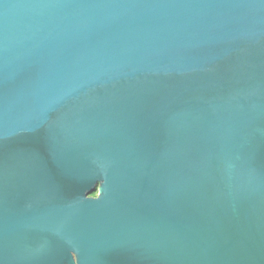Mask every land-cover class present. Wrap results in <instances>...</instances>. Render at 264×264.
<instances>
[{
    "label": "water",
    "instance_id": "obj_1",
    "mask_svg": "<svg viewBox=\"0 0 264 264\" xmlns=\"http://www.w3.org/2000/svg\"><path fill=\"white\" fill-rule=\"evenodd\" d=\"M0 264H264V0H0Z\"/></svg>",
    "mask_w": 264,
    "mask_h": 264
},
{
    "label": "flooded vegetation",
    "instance_id": "obj_2",
    "mask_svg": "<svg viewBox=\"0 0 264 264\" xmlns=\"http://www.w3.org/2000/svg\"><path fill=\"white\" fill-rule=\"evenodd\" d=\"M98 186H99V183L96 184V188H95L96 190L91 195H93V196H96L97 195V193H98V191H97Z\"/></svg>",
    "mask_w": 264,
    "mask_h": 264
}]
</instances>
